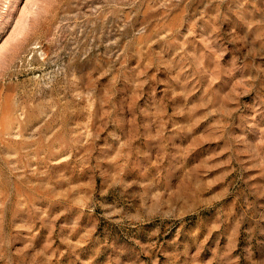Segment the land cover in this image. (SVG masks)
I'll list each match as a JSON object with an SVG mask.
<instances>
[{
	"label": "rangeland",
	"instance_id": "rangeland-1",
	"mask_svg": "<svg viewBox=\"0 0 264 264\" xmlns=\"http://www.w3.org/2000/svg\"><path fill=\"white\" fill-rule=\"evenodd\" d=\"M0 264H264V0H0Z\"/></svg>",
	"mask_w": 264,
	"mask_h": 264
}]
</instances>
